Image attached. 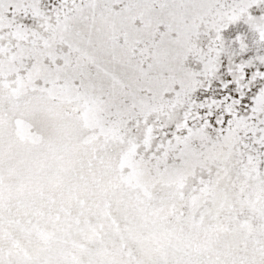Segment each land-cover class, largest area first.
Masks as SVG:
<instances>
[{
  "label": "snow or ice",
  "instance_id": "snow-or-ice-1",
  "mask_svg": "<svg viewBox=\"0 0 264 264\" xmlns=\"http://www.w3.org/2000/svg\"><path fill=\"white\" fill-rule=\"evenodd\" d=\"M0 264H264V0H0Z\"/></svg>",
  "mask_w": 264,
  "mask_h": 264
}]
</instances>
